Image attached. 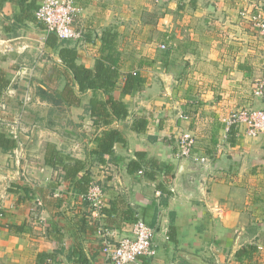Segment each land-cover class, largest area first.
I'll use <instances>...</instances> for the list:
<instances>
[{
    "label": "crops",
    "instance_id": "crops-1",
    "mask_svg": "<svg viewBox=\"0 0 264 264\" xmlns=\"http://www.w3.org/2000/svg\"><path fill=\"white\" fill-rule=\"evenodd\" d=\"M210 1L209 12L216 15L206 27L205 38L199 31L191 32V39L184 38L179 44L190 53L185 55L190 65L195 63L199 70L203 67L202 77L175 80L160 76L156 69L144 73L147 63L155 65L152 43L144 48L136 45L127 30L111 25L119 32L123 70H131L128 65L135 56L145 64L134 65L146 79L140 91L123 93L122 79L114 92L127 102L125 119L96 125L89 110L94 93H80L78 86H74L81 98L78 105L54 104L37 95L41 102L25 112L22 154L18 155V145L9 151L0 148V264H108L102 234L109 231L112 241L130 236L139 218L155 229L154 255L142 257L136 264H264V134L250 137L239 126L230 137L226 122L241 108H264V91L257 93L264 82L263 32L250 18L239 15L244 4L245 8L252 3L261 5L264 0ZM95 2L88 0L90 8H82L75 24L84 35L77 46L80 61L89 67L95 66L100 35L110 25L90 26L96 27L91 30L93 39L77 27L85 17L88 24L95 22L99 16L92 12ZM19 10L16 1H8L0 9V67L13 80L23 64L32 66L35 90L37 86L62 90L64 79L53 83L49 76L54 65H62L58 53L47 46L46 34L31 22L14 24ZM220 21L222 30L216 32ZM24 33L28 36L21 35ZM223 37L228 40H216ZM175 82L179 83L176 88ZM24 86L25 80L18 96L2 98L11 116L22 111ZM137 116L147 119L143 131L134 127ZM111 128L121 131L126 141L116 143L114 154L101 162L93 153L96 136ZM183 133L194 135L196 145L195 158H188L182 168L178 139ZM48 144L87 161L93 179L104 190L105 208L120 202L119 215L103 213L101 220H93L91 206L72 182L46 164ZM202 157L207 162H201ZM133 160L140 167L130 169ZM38 203L42 205L40 215L34 212ZM172 228L175 240L170 237ZM244 248L245 253L238 257L237 252Z\"/></svg>",
    "mask_w": 264,
    "mask_h": 264
},
{
    "label": "trees",
    "instance_id": "trees-1",
    "mask_svg": "<svg viewBox=\"0 0 264 264\" xmlns=\"http://www.w3.org/2000/svg\"><path fill=\"white\" fill-rule=\"evenodd\" d=\"M8 1H16L20 5L19 12L14 15L13 22L15 25L22 26L28 22L37 24L36 11L40 6L38 0H0V9ZM40 23L43 27L40 30L46 34L47 46L58 53L62 64L52 67L49 75L52 76L51 81L55 83L64 79L65 85L62 90L58 86L55 88L37 86V95L39 94L40 97L54 104L78 105L81 103V98L74 90V86H78L80 93L89 90L94 93L89 101V110L96 125L106 126L115 120L125 119L129 114L127 102L115 97L114 92L120 88L122 79H124L122 92L134 94L144 87L146 79L139 69L123 70L125 60L121 50L118 48V30L111 26L104 28L100 35L99 58L94 67H89L80 61L78 42L71 45L69 43L70 40H60L57 34L48 31L46 25L42 22ZM89 39H91L90 36ZM167 55H169V52H167ZM12 82L13 80L8 78L7 72L0 67V100L5 96L6 90ZM19 84V82L13 83L16 89L19 88ZM147 124L145 117L137 116L134 127L143 131ZM234 131L232 127L230 137ZM125 141L123 134L118 129H106L96 136L97 147L93 150V153L99 161L104 162L106 156L114 154L116 143H125ZM16 146L17 141L8 136L3 130H0V148L9 151L15 149ZM138 156H143V154L138 153ZM45 162L52 168L59 170L64 180L72 182L76 192L81 195L88 192L94 179L87 161L59 150L54 144H48ZM134 167H140V165L133 160L130 162V169ZM81 173L83 174L80 175ZM149 175L154 177L151 173ZM85 201L89 203L88 200ZM117 204L119 205L120 202L113 201L110 208L103 209V213L119 215ZM127 215L131 216V218L134 217L129 215V213ZM11 227L19 228L18 225H11ZM170 237L173 240L176 239L173 228L170 230ZM245 249L239 250L237 256L241 258L245 253Z\"/></svg>",
    "mask_w": 264,
    "mask_h": 264
},
{
    "label": "built area",
    "instance_id": "built-area-1",
    "mask_svg": "<svg viewBox=\"0 0 264 264\" xmlns=\"http://www.w3.org/2000/svg\"><path fill=\"white\" fill-rule=\"evenodd\" d=\"M38 1L40 6L36 11V17L39 22L46 25L48 31L57 34L60 40H77L79 43L83 41L84 35L82 31L75 26L82 11V7L76 0ZM253 7V14L249 18L264 33V1L261 5L254 4ZM161 47L166 49L167 44L164 43ZM33 71L34 68L32 66H22L5 93L8 97L18 96V89L14 87L13 83H21L25 80L23 94L20 99L22 111L11 116L7 101L2 99L0 101V110L4 112L0 115V127L8 136L15 139L17 145L21 147L18 155H21L23 150L21 133L25 128L26 109L35 102H41L32 82ZM263 88L264 82L259 86L257 93L262 94ZM181 117L188 118L186 114H181ZM226 122L230 130L232 127L243 126L248 136H259L264 134V108H241L233 112ZM178 145V155L181 158H195L196 137L194 135L183 133L178 139ZM207 160V157L200 158V161L204 163ZM81 197L89 201L93 220H101L107 201L102 186L93 180L88 192L81 195ZM99 229L102 232L104 231L101 226ZM102 235L104 236L102 251L108 264H136L142 257L154 255L153 239L155 229L141 218L135 221L132 235L130 236H124L118 241H112L109 231Z\"/></svg>",
    "mask_w": 264,
    "mask_h": 264
},
{
    "label": "rangeland",
    "instance_id": "rangeland-1",
    "mask_svg": "<svg viewBox=\"0 0 264 264\" xmlns=\"http://www.w3.org/2000/svg\"><path fill=\"white\" fill-rule=\"evenodd\" d=\"M81 1V2H80ZM96 1L93 6L95 12L99 14L98 17H95V22L87 23V18L85 17L82 21H79L77 27L84 31V34L87 33L95 37L91 31L96 29V27H90L97 24V27L101 25L103 22L110 23L111 25H116L122 28L123 30H127L130 33V36H133L134 39L133 43L142 46L143 48L148 43H152L153 49L155 51L154 63L152 66L151 64L147 63L146 65L143 62H140V57L135 56L133 60H130L131 65H128L129 69H134V65H139L138 67L144 68V73H148L150 70L156 69L159 72L160 76H173L175 80L178 79H187L188 76H204L205 72L203 67L199 70L196 67V64L190 65L189 60L185 57L189 56L188 53H185L186 50L184 48L179 47L182 39L187 38L188 40L191 39V32L196 33L197 31L200 32V35L205 38L206 34V27H209L211 19L216 15H213L209 12L210 7V0H93ZM196 1V2H195ZM80 2V3H79ZM78 4L81 5L82 8L89 9L90 6L87 5L88 0H79ZM247 4H250L247 1ZM246 4V5H247ZM245 4L242 6L239 12L243 17H247V19L253 14V6L244 7ZM244 11V12H243ZM104 13H106L104 15ZM197 14V15H196ZM212 14V15H211ZM88 16L90 14L88 13ZM119 17L116 19V17ZM130 16V18H128ZM213 16V17H212ZM105 17V18H104ZM216 20V19H215ZM218 20V18H217ZM249 20V19H248ZM251 20V19H250ZM251 22V21H250ZM209 23V24H208ZM215 23V22H214ZM34 27H37L38 30L43 28L41 23L37 21L36 23H31ZM222 22L220 21L219 24H216V32L221 31ZM253 26L258 28L255 24L252 23ZM106 27V26H105ZM146 28V33L144 31ZM152 29V30H151ZM150 30V31H149ZM211 30V28H210ZM41 31V30H40ZM91 31V32H90ZM43 33V32H41ZM124 33H121L122 39L125 37L123 36ZM21 35L28 34L24 33ZM37 35V34H36ZM146 36H148L146 38ZM183 36V38L181 37ZM40 37V33H39ZM202 37V38H203ZM203 38V39H204ZM226 37L223 39L217 38L216 40L223 42L226 40ZM20 40H25L24 38ZM228 40V39H227ZM260 41L264 42V33L260 37ZM167 44V48L164 49L161 47L162 44ZM220 43V42H219ZM8 51V49H5ZM140 50V49H139ZM198 50V49H196ZM202 52L204 56L205 51L199 50ZM169 52V55H167ZM167 56V57H166ZM192 56H190V60ZM28 62L26 60L22 61ZM170 66V68L168 66ZM53 65V64H52ZM23 66H27L24 65ZM201 66V65H200ZM31 67V66H28ZM153 68V69H152ZM146 69L148 72H146ZM153 71V72H156ZM17 76V75H16ZM150 76V74L148 75ZM154 76V75H153ZM158 76V75H157ZM187 76V77H185ZM181 77V78H180ZM178 82H175V88L178 86ZM20 86V84H19ZM21 87H23L21 85ZM41 204L34 207V212L40 215Z\"/></svg>",
    "mask_w": 264,
    "mask_h": 264
},
{
    "label": "water",
    "instance_id": "water-1",
    "mask_svg": "<svg viewBox=\"0 0 264 264\" xmlns=\"http://www.w3.org/2000/svg\"><path fill=\"white\" fill-rule=\"evenodd\" d=\"M187 159L188 158H186V157L182 158V168L185 166Z\"/></svg>",
    "mask_w": 264,
    "mask_h": 264
}]
</instances>
